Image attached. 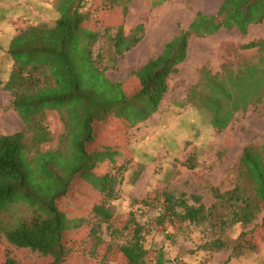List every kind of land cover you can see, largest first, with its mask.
Instances as JSON below:
<instances>
[{"label": "trees", "instance_id": "1", "mask_svg": "<svg viewBox=\"0 0 264 264\" xmlns=\"http://www.w3.org/2000/svg\"><path fill=\"white\" fill-rule=\"evenodd\" d=\"M94 1L53 0L39 22L31 21L10 37L4 51L13 64L7 80L0 81V89L11 95V107L23 129L0 136V242L27 256L32 264H67L78 233L85 229V239L94 242L90 252L94 259L104 243L106 227L110 235L122 238L118 247L126 264H166L164 249L154 251L146 245L149 228L134 219L129 236L115 226L116 213L110 203L119 193L127 168L124 160L120 163L119 147L102 145L91 153L88 146L103 137L104 133L96 132L100 123L108 127L120 121L133 128L149 120L168 93L170 76L187 58L189 39L221 29L246 34L252 25L264 23V0H224L216 15L198 12L159 55L132 72L138 87L133 94L107 73L143 40L145 25H136L129 34L122 26L95 29L88 24L92 17L88 5ZM148 1L151 9H157L170 0ZM99 2L102 9H118L127 17L134 0ZM251 49L264 54V40L241 46V50ZM187 101L208 112L216 129L227 128L237 112L264 101V55L258 62L244 61L237 69L225 65L222 73L202 69L200 83ZM49 111L60 114L65 132L55 149L43 151L42 145L52 141L46 125ZM101 165L108 167L103 175L99 174ZM241 166L234 188L212 189L216 203L210 208L202 195L164 188L155 195L161 199L155 224L178 222L176 233L186 224L209 225L215 237L206 242L205 249L247 248L246 233L236 247L223 234L234 225L253 223L264 208V144L249 145ZM75 179L89 182L101 196L85 217H70L65 209H75L74 205H61ZM219 208L222 212H217ZM2 264L24 263L8 256Z\"/></svg>", "mask_w": 264, "mask_h": 264}, {"label": "rangeland", "instance_id": "2", "mask_svg": "<svg viewBox=\"0 0 264 264\" xmlns=\"http://www.w3.org/2000/svg\"><path fill=\"white\" fill-rule=\"evenodd\" d=\"M29 1L0 0L1 82L7 80L13 64L12 59L4 54L13 33L4 23L9 18L18 17L14 21H21L14 25L18 26L17 32L25 28L30 23L25 6L41 7L44 0ZM223 1L170 0L157 9H151L148 0H134L127 17H123L118 9H102L99 0L89 3L92 17L88 24L95 29L104 25L122 26L129 34L136 25H145L143 40L118 58L116 67L108 71V77L123 83L130 94L135 93L138 87L132 72L159 55L166 43L188 28L198 12L216 15ZM263 40L264 23L252 25L246 34L236 29H221L214 35L192 36L187 58L178 66V72L170 76L168 93L156 114L133 128H127L120 121H113L108 127L105 123L96 126L98 135L104 134L98 142L89 144V151L94 153V149L102 145L118 146L123 158L120 163L124 160L127 164L118 187L119 193L110 203L116 213L115 226L124 228L129 236L134 231V219L149 228L151 232L147 234L146 245L154 251L164 249L166 264H264V208L253 223L234 225L223 234V239L235 242L236 247L242 234L246 233L247 248L236 251L233 247L220 252L205 249L206 242L215 237L209 225L186 224L176 233L178 222L155 224L161 200L155 195L161 194L164 188L202 195L204 204L210 208L216 203L213 188L226 192L238 182L244 150L252 144H264V101L237 112L228 127L221 131L211 124L208 112L187 101L192 88L200 83L202 69L217 74L223 72L225 65L237 69L244 61L258 62L264 54L257 49L241 50V46ZM46 125L52 141L42 145L43 151L55 149L65 132L64 123L56 111L47 112ZM22 129L23 123L11 107V95L0 89V136ZM107 171L108 167L103 165L99 174ZM68 195L61 205H74L75 209H65L70 217L87 216L101 200L99 192L82 179L74 180ZM217 212H222V209ZM86 233L87 229L78 233L67 264H126L118 247L122 241L120 236L110 235L104 227V243L92 259L90 252L94 242L85 239ZM8 256L21 259L24 264L33 263L28 262L27 256L10 251L7 243L0 242V264Z\"/></svg>", "mask_w": 264, "mask_h": 264}, {"label": "crops", "instance_id": "3", "mask_svg": "<svg viewBox=\"0 0 264 264\" xmlns=\"http://www.w3.org/2000/svg\"><path fill=\"white\" fill-rule=\"evenodd\" d=\"M4 1L5 0H2V2H4ZM6 1L8 2V0H6ZM44 1H47V3ZM44 1H43V5L41 7H38L36 5H35V7H33L32 5H28V4H27V6H25L26 12H27V15H26L27 20H29L30 22L32 21L31 23H34V22L40 20L41 18H43L42 15L44 14V12H47V9H48L47 7L50 8L52 6L51 2L53 0H44ZM29 2L30 3H32V2L36 3V2H39V0H30ZM7 9H10V8H7ZM17 18L18 17H16V18L14 17L13 19L9 18L10 20H7L6 23H4L5 26H8L9 28H11L10 31L13 33V35L16 34L17 27H18V26H14V25L17 24L18 22H21V21L14 22ZM34 24H36V23H34ZM12 27H13V29H12Z\"/></svg>", "mask_w": 264, "mask_h": 264}]
</instances>
